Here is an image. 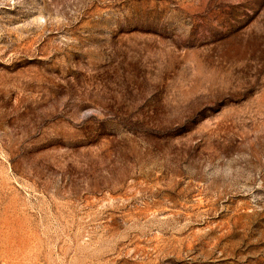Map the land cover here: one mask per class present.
Returning <instances> with one entry per match:
<instances>
[{
  "label": "rangeland",
  "instance_id": "1",
  "mask_svg": "<svg viewBox=\"0 0 264 264\" xmlns=\"http://www.w3.org/2000/svg\"><path fill=\"white\" fill-rule=\"evenodd\" d=\"M0 264H264V0H0Z\"/></svg>",
  "mask_w": 264,
  "mask_h": 264
}]
</instances>
